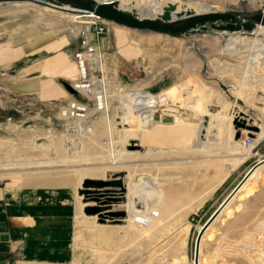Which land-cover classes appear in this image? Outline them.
<instances>
[{
	"label": "rangeland",
	"instance_id": "374dc122",
	"mask_svg": "<svg viewBox=\"0 0 264 264\" xmlns=\"http://www.w3.org/2000/svg\"><path fill=\"white\" fill-rule=\"evenodd\" d=\"M121 1L124 6L128 4L126 11L140 16L143 6L160 7L173 0H118V6ZM174 1L192 11L206 3L217 6L218 12L250 11L246 7L250 0ZM241 4V9L236 7ZM262 10L264 5L258 11ZM66 14L73 13L29 0L0 2V46L11 54L4 59L6 63L0 64V189L5 191L0 212L7 213L6 219L12 224L0 242V261L19 264L20 248L29 234H36L34 231L27 236L20 222L24 216L35 218L36 209L43 216L38 226H43L49 235L48 239L42 232L37 245L55 244L56 250L65 253L63 257H53L58 261L69 258V264H194L201 226H195L200 216L189 213L195 210L191 200L194 195L188 190L192 186L175 181L169 184L168 177L164 186V172L168 176L179 163L176 158L188 152L218 153L231 169L240 163L251 143L244 140L255 138L249 136L251 131L246 125L264 127V60L258 64L247 57L236 58L233 55L241 46L234 48L236 51L224 50L228 35L214 26L236 23L235 19L210 21L179 36L114 24L113 29L121 31L117 39H113L111 29L101 43L108 104L103 111L94 96L83 91L71 93L66 87L80 76L75 58L80 38L76 32L79 21H84ZM190 43L193 50L186 46ZM29 44L35 47L27 50L25 46ZM25 51H33L34 56L23 55ZM256 64L260 67L256 68ZM92 76L98 77V72ZM39 83L43 88L37 90ZM137 90L153 94L161 117L168 115L174 120H155L158 112L150 110L139 117L131 116L127 98ZM53 94L55 99L47 98ZM121 96L126 98V109H122ZM75 99L88 106L84 117L65 114ZM202 123L204 130L197 143ZM164 129H180L174 136L171 134L172 139L188 137L191 144L186 147L190 148L180 150L178 145H170V140L162 144L167 139L164 137L172 133ZM239 131L241 135L236 138ZM251 151V165L264 159V137ZM117 157L123 167L112 165ZM248 163L236 171L235 183L244 175ZM116 173L122 174L127 188L126 197L114 204L116 210L128 212L129 185L132 179L143 183L144 176L154 178L156 191L143 184L139 191L147 199L155 198L160 215L149 226L132 220L129 212L123 219L107 220L104 223L114 225L123 238L99 242L92 234L91 243L87 242L91 248L83 250L84 243L80 241L84 223L91 228L99 223L98 217L85 214V206L94 203L82 194L83 181L112 179ZM233 186L234 183L224 193ZM245 188L237 207L245 217L238 249L230 251L225 260H220L217 253L212 264H264V169L256 175L251 188ZM25 208L31 210L30 214H25ZM230 214L235 216L234 210ZM74 219L80 228L77 237L73 236ZM90 220L95 226L89 225ZM182 222L186 225L179 228ZM190 224L194 226L191 232ZM61 230L69 233L61 234ZM40 252L42 257L48 253ZM72 252L78 256L72 258ZM200 257L208 264L203 255Z\"/></svg>",
	"mask_w": 264,
	"mask_h": 264
},
{
	"label": "crops",
	"instance_id": "0c3cea01",
	"mask_svg": "<svg viewBox=\"0 0 264 264\" xmlns=\"http://www.w3.org/2000/svg\"><path fill=\"white\" fill-rule=\"evenodd\" d=\"M121 32L119 30H116V27L113 29V39H117L118 33ZM77 37V36H76ZM119 38V37H118ZM101 43H104V38L101 39ZM118 46V43H117ZM24 48L29 50L32 49L33 45L29 44L26 45ZM0 49L3 51L0 53V64L6 63L4 59L11 57V54L9 50L5 49L4 46H0ZM38 53V51L36 52ZM33 55V51H25L23 55ZM34 56V55H33ZM40 56V55H39ZM15 57V56H14ZM133 62V61H132ZM26 67V66H25ZM60 68V67H59ZM63 68V67H61ZM32 69H30L31 71ZM52 71V70H51ZM39 87L36 88L42 89L43 86L41 83H39ZM56 88H54V91ZM56 93V92H55ZM55 94H53V97H47L48 99H55ZM165 131H172L170 135L165 136V139L163 143L170 140V145H178L180 150L188 149L189 147H186L188 144L190 145V138L188 137H179V138H173L171 137V134L173 136L177 134V132H181L180 129H164ZM174 131V132H173ZM184 156L176 158L175 161L179 162L176 164L173 169L169 170L168 176L167 172H164V186L167 183V177L168 182L170 184L171 181H175V183H179L180 185H186V186H192L188 190L194 197L191 199L193 200V206H195V210L189 211V213L193 212L200 216L198 219V223L195 226H202L206 223V221L212 216V214L218 209L221 204L225 201V199L229 196V194L234 190V188L237 187V185L241 182V180L247 175V173L258 163L250 164L248 163L249 157H246L244 160H242L235 168L231 169L230 166H228V162L224 160V157L218 153H208V152H188L182 154ZM247 164L248 168L246 169L244 175L240 180H238L235 183V179L237 177V170L243 166L244 164ZM264 169V164L258 166L255 171L252 173L250 177L246 180L244 185L237 191V193L228 201V203L225 205V207L222 209V211L218 214V216L213 220V222L209 225V228H207L204 238L201 240V248H200V256L203 255L204 258L207 259L208 264L211 263V260L217 255L220 260H225V257L229 255L230 251H235V249H238L237 242L242 238V235L244 233L243 226L245 224V217L241 214V212L238 210V205H240V199H242V195L244 191L246 190V186H249L251 188L252 183L254 181V178L259 173L260 170ZM234 183V186L230 191L227 193H224L228 190V187L231 186V184ZM224 194V197H222ZM5 197V191L0 189V200ZM191 208V207H190ZM25 214H30V211H27V208H25ZM43 209V208H42ZM234 210L235 216H230L231 211ZM86 214V213H85ZM0 242L1 239L8 234L6 230L11 227L12 224L9 223L6 219L7 213L0 212ZM40 212L35 209V218L29 216H24L20 222V227L24 228L25 234L28 236V233L30 232H36L34 236L29 234V237L26 238V242L24 246L20 248L19 255L22 251V259L17 260L19 264H69L67 261H69V258L66 259L67 261H58L57 259H54L53 257H60L64 256L65 253L61 250H56L54 246L55 244H51V246H45L40 247L37 245V240L41 239L39 235L42 232L46 233V229L43 228V226H38L37 221L39 218H43V216H39ZM88 215V214H86ZM190 215V214H189ZM207 215V216H206ZM92 217H97L96 215H88ZM206 216V217H204ZM186 225L185 222H182L179 225V228H181V225ZM78 221L75 219L73 220V236L77 237L78 233L80 231V228L77 229ZM85 227L83 230H81L82 234V240L83 242V250H87V246L89 249L91 248V245H87L88 243H91V235L94 234L95 236L99 238V242L105 241V242H114L119 240V234L122 235V233H119L120 230L114 225L106 224L104 222L98 223V227L91 228L94 225V223L90 220L89 221V227H87V223H84ZM46 227V226H45ZM193 225L190 224V232L193 229ZM61 230V234L63 233H69L66 230ZM49 234L52 232L49 231ZM58 233V232H57ZM47 234V233H46ZM54 234H56V230H54ZM207 234V235H206ZM46 237L49 239V235L47 234ZM96 237V240L98 239ZM132 239L133 236L131 235ZM45 238H43L44 240ZM21 243V240H20ZM104 245V244H101ZM73 248L72 251L75 250L74 245H72ZM47 252V255L45 257H42V252ZM66 253L69 254V250H66ZM72 258L74 256H78L76 252H72L70 255ZM200 258V257H199ZM0 264H11L10 260L7 261H0ZM212 264V263H211Z\"/></svg>",
	"mask_w": 264,
	"mask_h": 264
},
{
	"label": "water",
	"instance_id": "95a60500",
	"mask_svg": "<svg viewBox=\"0 0 264 264\" xmlns=\"http://www.w3.org/2000/svg\"><path fill=\"white\" fill-rule=\"evenodd\" d=\"M13 0H0V2ZM22 1V0H20ZM39 3H44L50 7H54L63 11L69 12H91L100 15L110 21L119 25H123L133 29H148L151 31L179 36L189 32L191 29H196L198 25L205 26L207 22L217 20H232L236 23H230L226 26H214L219 30L228 29L230 31L236 30H253L258 24H264L263 11L251 12L244 10H234L231 12H212L208 14L188 15V17L178 20H172V10H175L176 5H170L165 8L164 13L159 18H141L126 10L120 9L118 3L114 0L108 2H100L98 0H34ZM67 89L71 93H77L71 84H66ZM246 115V114H245ZM156 120H161L159 113L155 115ZM172 116H165L163 122H172ZM250 137H255L256 132L260 131V126L248 124L246 125ZM255 131V133H254ZM241 132H237L236 138H239ZM264 164V159L258 162L241 180L237 187L229 194L221 206L212 214L206 221L204 226L200 229L195 245L194 264H199L201 240L209 225L221 212L225 204L234 196L236 191L248 179L250 173L258 166ZM121 173H116L112 179L103 178H86L83 181L82 194L86 199H90L94 204L85 206V213L88 215H96L100 222L112 220L116 218L123 219L126 217V210H116L114 204L118 203L120 199L126 197V186L121 178ZM90 203V202H89Z\"/></svg>",
	"mask_w": 264,
	"mask_h": 264
},
{
	"label": "bare ground",
	"instance_id": "6f19581e",
	"mask_svg": "<svg viewBox=\"0 0 264 264\" xmlns=\"http://www.w3.org/2000/svg\"><path fill=\"white\" fill-rule=\"evenodd\" d=\"M14 1H19V0H14ZM24 1H28V0H24ZM31 2H34V3H38L40 5H43L44 7H50L44 3H39L37 1H34V0H29ZM98 1H103V2H108V1H112V0H98ZM116 2L118 0H115ZM146 1V0H145ZM156 1V0H155ZM158 2V1H157ZM180 2V1H179ZM142 3V2H141ZM213 3V2H212ZM124 2L121 1L120 3V6L119 8L120 9H123V10H128L127 8L129 6L125 5L124 6ZM149 4V3H148ZM138 5V4H137ZM170 5H177L175 10H172V20H178V19H181V18H185V17H188V15H198V14H208V13H212V12H218L219 9L217 6H215L214 4L212 5L211 3H206L204 5V7H201L200 10L198 11H192L191 9L187 8V7H184V6H181L177 4V2H175L174 0L173 1H169L164 3L163 5H161L160 7H156L157 5H155V7H152V6H143L141 7L142 9V14L140 15L141 18H159L163 15L164 13V10L165 8L169 7ZM264 5V0H250L248 2V4L246 5V7L248 8V10L250 11H253V12H257L258 10H260V7ZM237 8L239 7H243L242 4L239 6H236ZM240 8V9H241ZM222 10V9H221ZM238 10V9H237ZM263 11V10H262ZM67 13H73V14H66L70 17H73V18H83V22H85L87 19H84L86 18V16L84 14V12H69V11H65ZM88 14H91V12H87ZM264 13V11H263ZM82 20V19H81ZM73 21V20H72ZM80 22V21H79ZM115 23V22H114ZM117 24V23H115ZM222 32H225L228 37H226L224 40V50L227 51H231V49L233 50L234 48H238L239 46H241V48H239V50H237V52H235V55L233 56H237L236 58H244V57H247L248 59H250V61H253L254 63H257L260 64L261 62H259L260 59H263L264 60V24L260 23L257 25V28L254 30H244V29H241V30H236V31H230L228 29H225V30H222ZM221 33V32H220ZM250 34H253L252 36H250ZM260 35H262V37H260ZM166 41V40H165ZM165 44V43H164ZM172 44V43H171ZM163 45V44H162ZM187 48L193 50L194 48V45L192 43L186 45ZM201 47H204L202 44H201ZM235 50V49H234ZM236 51V50H235ZM232 53V52H231ZM236 60V59H235ZM260 67V66H258ZM255 68V69H256ZM78 79V78H77ZM89 89H92L91 87L90 88H86V89H81L79 91H88ZM146 94H149L148 96ZM128 101L130 102V104L134 103L135 104V107H133L132 111H131V116L133 115H137L139 117V115H141L143 112L145 111H148L150 110V112H158V106L157 103L158 101L154 98V95L151 94V93H146V92H140V91H134L132 94H130V96L127 98ZM150 100H153V102H150ZM87 102V101H86ZM70 103V102H69ZM108 104H106L107 106ZM133 105V104H132ZM107 108V107H106ZM104 111V110H103ZM140 111V112H139ZM159 113V112H158ZM160 114V113H159ZM100 116V115H99ZM161 116V114H160ZM165 116H168V115H165ZM161 117L162 121L164 119V117ZM72 118V117H71ZM155 119V117H154ZM174 119V118H173ZM156 120V119H155ZM109 123V122H108ZM112 123V122H111ZM110 123V124H111ZM91 124V123H90ZM111 126V125H110ZM111 128V127H110ZM204 130V125L203 123L200 124V126H198V132H197V135H198V138H197V143L200 142V136L202 135V131ZM130 134L132 132H129ZM111 134V133H110ZM110 137V136H109ZM264 137V127L260 128V131L257 132V135L255 136V138H251V143L250 144H247L249 145L247 147V152L242 156L240 157L239 161L238 162H241L242 160H244L246 157H248L251 153H252V147L256 146V143H258L259 139H262ZM112 154V153H111ZM120 154V153H119ZM113 155V154H112ZM123 160V159H122ZM263 160V159H260V161ZM258 161V162H260ZM243 162V161H242ZM122 161L119 160V158L117 157L116 159H114L112 161V165H115L114 167H116L117 164H119L120 167H123L122 166ZM130 171V170H129ZM255 170H253L251 173H250V176L252 175V173L254 172ZM249 176V177H250ZM140 179V178H139ZM143 183L141 182H137L136 180H133L131 181L130 185H129V188H130V197H129V201L127 202V209H128V212L131 213L133 215V218L132 220H134L135 222H139V219L141 218V214L142 212H147L152 215L150 216V220L148 221L147 224H144V223H138V224H141L142 226H149L151 225L155 219L157 217H159L160 215V211L159 209L157 208V205L156 203L154 202L155 201V198H153V196L151 197H148V199L146 198V195L143 196L141 193H140V185L143 184L145 185L144 187H149L150 189H153L152 192H155L156 191V181L154 180V178H151V177H144L143 176ZM246 182V181H245ZM244 182V183H245ZM244 183L241 185V187L244 185ZM146 187V188H147ZM240 187V188H241ZM239 188V189H240ZM235 189V188H234ZM239 189L237 191H239ZM142 191V190H141ZM151 191V190H150ZM236 191V193H237ZM235 193V194H236ZM234 194V195H235ZM152 195H155L152 194ZM150 198V199H149ZM153 198V199H152ZM226 200V199H225ZM232 200V199H231ZM81 203V202H80ZM228 203V202H227ZM226 203V204H227ZM142 204V205H141ZM225 204V205H226ZM229 204V203H228ZM156 205V206H155ZM142 206L145 208L142 209ZM225 207V206H224ZM223 207V208H224ZM217 210V209H216ZM222 211V210H221ZM153 213H155V215H153ZM86 217V216H85ZM204 225L201 226V228L203 227ZM200 228V229H201ZM209 228V227H208ZM207 230V229H206ZM206 232V231H205ZM205 234V233H204ZM207 235V234H206ZM204 236V235H203ZM204 238V237H202ZM202 244V243H201ZM201 254V253H200ZM199 264H204L203 260L201 259V257L199 258Z\"/></svg>",
	"mask_w": 264,
	"mask_h": 264
},
{
	"label": "built area",
	"instance_id": "2783aa9c",
	"mask_svg": "<svg viewBox=\"0 0 264 264\" xmlns=\"http://www.w3.org/2000/svg\"><path fill=\"white\" fill-rule=\"evenodd\" d=\"M84 15L86 16V18L84 19L87 20L85 22H79L80 26L78 27V30L76 32L77 36L80 38V49L75 54L76 62L80 71V76L78 79L74 80L71 85L76 91L91 87L92 89L83 92L85 94L94 96L97 99L99 105L98 108L103 110L106 108L107 102L105 94L106 59L105 52L101 44V39L107 33H109L111 29H113L115 23L94 13H86ZM94 72H98V77L95 78L92 76V73ZM142 91L147 93V91L145 90ZM146 95L148 96L149 94ZM125 101L126 98L121 96L120 102L122 105V109H126L124 108ZM150 102H153V100H150ZM128 104L130 105V103ZM132 104L130 105V107L133 109V107H135V104ZM87 110V105H84L78 99H75L72 101L70 107L67 108L65 114L74 117H84ZM244 141H247L249 143L251 142V140L249 139ZM153 215H155V213H153ZM150 216L152 215H150L148 211L142 212L139 222L141 224H147L150 220ZM139 222L137 221V223Z\"/></svg>",
	"mask_w": 264,
	"mask_h": 264
}]
</instances>
